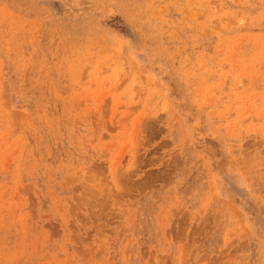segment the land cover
<instances>
[{"label": "rangeland", "instance_id": "1", "mask_svg": "<svg viewBox=\"0 0 264 264\" xmlns=\"http://www.w3.org/2000/svg\"><path fill=\"white\" fill-rule=\"evenodd\" d=\"M0 264H264V0H0Z\"/></svg>", "mask_w": 264, "mask_h": 264}]
</instances>
